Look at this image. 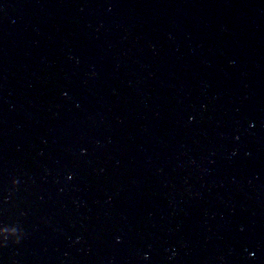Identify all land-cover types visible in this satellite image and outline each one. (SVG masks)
<instances>
[{
    "label": "water",
    "instance_id": "1",
    "mask_svg": "<svg viewBox=\"0 0 264 264\" xmlns=\"http://www.w3.org/2000/svg\"><path fill=\"white\" fill-rule=\"evenodd\" d=\"M0 229V264H264V0H0Z\"/></svg>",
    "mask_w": 264,
    "mask_h": 264
},
{
    "label": "clouds",
    "instance_id": "2",
    "mask_svg": "<svg viewBox=\"0 0 264 264\" xmlns=\"http://www.w3.org/2000/svg\"><path fill=\"white\" fill-rule=\"evenodd\" d=\"M10 238H14V242L18 244L20 242L21 236L17 235L15 232H8L6 230L0 229V247L6 246Z\"/></svg>",
    "mask_w": 264,
    "mask_h": 264
}]
</instances>
